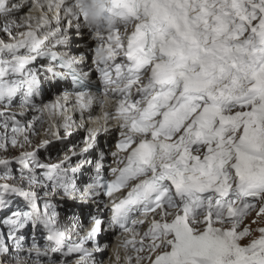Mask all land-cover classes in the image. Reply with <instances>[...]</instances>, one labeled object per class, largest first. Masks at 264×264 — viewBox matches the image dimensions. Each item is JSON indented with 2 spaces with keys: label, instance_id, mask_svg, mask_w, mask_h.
<instances>
[{
  "label": "snow or ice",
  "instance_id": "obj_1",
  "mask_svg": "<svg viewBox=\"0 0 264 264\" xmlns=\"http://www.w3.org/2000/svg\"><path fill=\"white\" fill-rule=\"evenodd\" d=\"M106 255L264 264V0H0V264Z\"/></svg>",
  "mask_w": 264,
  "mask_h": 264
},
{
  "label": "bare ground",
  "instance_id": "obj_2",
  "mask_svg": "<svg viewBox=\"0 0 264 264\" xmlns=\"http://www.w3.org/2000/svg\"><path fill=\"white\" fill-rule=\"evenodd\" d=\"M79 134V133H78ZM80 135V134H79ZM118 237H112V242L116 241ZM115 239V240H114ZM108 240L107 236H106V240L104 241V243H106ZM109 242V240H108ZM114 244V243H113ZM108 255H111V249L108 250ZM108 255H106V257L104 258L105 264H107V259H108Z\"/></svg>",
  "mask_w": 264,
  "mask_h": 264
},
{
  "label": "rangeland",
  "instance_id": "obj_3",
  "mask_svg": "<svg viewBox=\"0 0 264 264\" xmlns=\"http://www.w3.org/2000/svg\"><path fill=\"white\" fill-rule=\"evenodd\" d=\"M106 256L103 257V259L105 258Z\"/></svg>",
  "mask_w": 264,
  "mask_h": 264
}]
</instances>
